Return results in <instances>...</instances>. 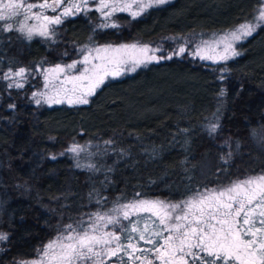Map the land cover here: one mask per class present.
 I'll list each match as a JSON object with an SVG mask.
<instances>
[{
    "label": "trees",
    "instance_id": "obj_1",
    "mask_svg": "<svg viewBox=\"0 0 264 264\" xmlns=\"http://www.w3.org/2000/svg\"><path fill=\"white\" fill-rule=\"evenodd\" d=\"M261 3L170 0L102 30L78 14L46 40L0 29V264L37 257L59 227L117 201L178 202L264 172V28L227 61L174 57L107 80L88 104L31 101L39 71L83 45L212 37L251 20ZM20 67L31 74L14 87L8 74ZM73 145L85 151L77 157Z\"/></svg>",
    "mask_w": 264,
    "mask_h": 264
},
{
    "label": "snow or ice",
    "instance_id": "obj_2",
    "mask_svg": "<svg viewBox=\"0 0 264 264\" xmlns=\"http://www.w3.org/2000/svg\"><path fill=\"white\" fill-rule=\"evenodd\" d=\"M94 2L95 10L107 21L97 27L118 28L120 25L112 20L115 13L127 12L135 19L170 0ZM86 10H90V0H39L38 3L0 0V22H4L3 30L13 31V23L9 21L16 20L15 30L28 40L34 35L51 39L56 34L54 26ZM30 20L35 23L30 24ZM260 28H264V2L251 20L218 37L201 40L191 54L213 63L227 61L241 54L235 44ZM159 50L139 43L86 45L80 49L81 59L46 69L45 88H50L51 95L45 102L67 100L69 104H88V98L109 78L135 72L137 67L158 63L161 58L171 59L170 55L157 57L154 53ZM186 51L187 48L180 47L177 54ZM78 65L82 67L77 69ZM75 71L78 74H72ZM26 74L31 72L20 67L14 74L10 72L8 78L14 75L23 79ZM14 83L23 87L19 81ZM35 95L45 94H34V98ZM36 102L39 104L40 100ZM218 128V119H214L208 123L207 132L214 135ZM68 151L78 157L85 146L73 145ZM87 167L96 169L95 164ZM136 196L140 197V193ZM0 240H7V235L0 233ZM109 261L111 264H264V175L196 190L178 202L142 197L123 203L117 201L110 209L84 214L59 227L57 236L41 249L38 259L23 264H108Z\"/></svg>",
    "mask_w": 264,
    "mask_h": 264
},
{
    "label": "rangeland",
    "instance_id": "obj_3",
    "mask_svg": "<svg viewBox=\"0 0 264 264\" xmlns=\"http://www.w3.org/2000/svg\"><path fill=\"white\" fill-rule=\"evenodd\" d=\"M28 2L38 3L39 0H28ZM262 2H264V0H262ZM96 7H97V5L95 4L94 0H90V10L82 11L79 14L84 15L85 17L91 19L92 22L94 23L95 27H96L95 29L102 30V29H109V28H111V27H107V28H99V27H97V25H99L100 23H107V21H104L103 20V17L101 16V14L98 11L95 10ZM34 11H39V9H36ZM47 14L48 15H55V13H52V12H48ZM70 17H73V16H70ZM70 17H68V18H70ZM20 19H22V18H17V20H20ZM132 19L133 18L127 12H117L112 17V20L116 21L120 26H123V25L127 24ZM9 22H12L13 23V28L15 30L17 28V26H18L17 21L14 20V21H9ZM3 23L4 22H0V29H3V27H2L3 26ZM29 23L31 24V23H35V22L30 20ZM57 26L58 25H56L54 27L56 28ZM234 28H232V29H234ZM232 29H230V30H232ZM5 31H7V30H5ZM228 31H226V32H228ZM226 32H224V33H226ZM224 33H220V34H217V35L212 36V37L199 38V39H197L196 37L195 38L194 37H192V38L191 37L190 38H188V37L183 38L182 37L181 38V37L171 36V37H166V38H164V39H162V40H160L159 42H156V43H143V42H140V41H128V42H123V43H118V44H115V43H107V44H111L113 46H119L121 44L139 43L141 45H149V46H151L153 48H159L160 50L154 53L157 57H165V56H169L170 55L171 58H174V57L175 58H189V59H192V60H200V61L212 62L210 60H201L199 57H194L191 54L192 53V50H193L195 44L199 43L201 40H209V39L218 37V36H220V35H222ZM33 38H39V39H44V40L48 39V38H44V37H41V36H38V35H34ZM245 40H243V41H245ZM242 42H239V43L235 44V48H236L237 51H239L238 48H239V45ZM93 44H95L97 46L107 45V44H98V43H92V44L91 43H88L87 46L88 47H91ZM85 46L86 45H83V46H81L79 48L77 54L75 55V57L72 60H70L68 62L58 63V64H60L62 66H66L67 64H70L73 61H76L78 59H81L82 58V54L80 53V49L81 48H84ZM180 47H185V48L188 49V51H186L183 54H177V50ZM222 47L223 46L221 45V49H222ZM219 50L220 49H218V51ZM161 60H167V59H164V58L159 59V61H161ZM154 63H156V62L148 63L146 66L145 65H141V66L137 67V69H136L135 72H137L138 70H140L142 68L147 67L149 64H154ZM56 65L57 64H53L51 66H47L44 69H42V70L39 71V73H40L39 86L32 92V94H31V101L35 105H37L38 107H40V108H42V107H51V106H56V105H63V104L70 105V106H73V105H82V104H69L67 102V100H65V102H63V103H51V104H49V103L45 102L47 100L48 95H51L50 88H45V78L44 77H45V74H46V69L51 68V67H55ZM80 67H82V65H78L77 66V69H79ZM135 72H124V74H122L119 77H122V76H124L126 74H132V73H135ZM72 74H78V71H75ZM119 77H117V78H119ZM27 79H28V74H26V76L23 79H21L20 77H15L13 75L12 79H10V80L12 82V85H14V87H16L14 81H19L20 83H22L24 85L26 83ZM109 79H111V78H109ZM40 93H44L45 95H43V96H41V95H35V98H34V94H40ZM91 97H89L88 99H90ZM37 100H40V103L39 104H37V102H36ZM258 175H264V172H261V173H258V174H252V175L251 174L250 175L249 174H246V177H248V176H258ZM246 177H244V178H246ZM225 185H227V184H225ZM221 186H224V185H221ZM44 246H43V248H44ZM39 254H40V252H39ZM38 257H39V255L37 257H35V258L24 260L23 262L33 261V260L38 259ZM23 262H20V264H23Z\"/></svg>",
    "mask_w": 264,
    "mask_h": 264
},
{
    "label": "flooded vegetation",
    "instance_id": "obj_4",
    "mask_svg": "<svg viewBox=\"0 0 264 264\" xmlns=\"http://www.w3.org/2000/svg\"><path fill=\"white\" fill-rule=\"evenodd\" d=\"M144 246V245H143ZM108 264H111V261L110 262H108Z\"/></svg>",
    "mask_w": 264,
    "mask_h": 264
}]
</instances>
